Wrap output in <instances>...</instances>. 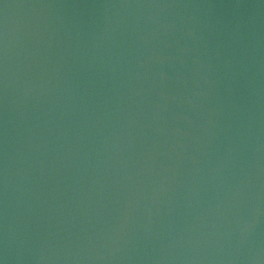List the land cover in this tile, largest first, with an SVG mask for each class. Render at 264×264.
Returning <instances> with one entry per match:
<instances>
[{"label":"water","instance_id":"95a60500","mask_svg":"<svg viewBox=\"0 0 264 264\" xmlns=\"http://www.w3.org/2000/svg\"><path fill=\"white\" fill-rule=\"evenodd\" d=\"M0 264H264V0H0Z\"/></svg>","mask_w":264,"mask_h":264}]
</instances>
